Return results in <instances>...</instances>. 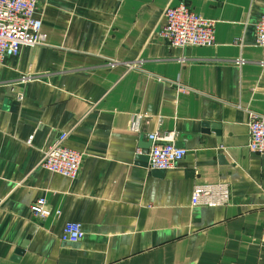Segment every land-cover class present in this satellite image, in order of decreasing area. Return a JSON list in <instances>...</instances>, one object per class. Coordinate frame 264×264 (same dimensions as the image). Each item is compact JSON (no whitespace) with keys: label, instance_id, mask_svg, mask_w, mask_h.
I'll use <instances>...</instances> for the list:
<instances>
[{"label":"crops","instance_id":"crops-1","mask_svg":"<svg viewBox=\"0 0 264 264\" xmlns=\"http://www.w3.org/2000/svg\"><path fill=\"white\" fill-rule=\"evenodd\" d=\"M183 2L217 22L215 46L162 38ZM263 15L264 0H38L46 45L0 64V264H264V155L248 148L264 117ZM158 129L186 150L168 171L148 169ZM62 133L85 156L76 179L39 167ZM219 182L228 205L192 206L196 185ZM67 222L82 240H61Z\"/></svg>","mask_w":264,"mask_h":264},{"label":"built area","instance_id":"built-area-1","mask_svg":"<svg viewBox=\"0 0 264 264\" xmlns=\"http://www.w3.org/2000/svg\"><path fill=\"white\" fill-rule=\"evenodd\" d=\"M38 0H0V64L7 58L17 56L23 46H44L47 34L43 30L42 21L35 17ZM165 24L161 31L164 40L174 48L191 46L213 47L216 45L217 22L192 11L183 2L176 7H167L164 11ZM256 44L264 48V15L255 25ZM240 44V40L235 41ZM118 62H109L114 68ZM128 70L140 71L145 61L137 59L122 62ZM245 60H235L236 66L246 65ZM264 67V64H262ZM34 79L32 76L22 78L21 83ZM24 96L18 93L17 100ZM141 116L135 115L134 125L137 126ZM248 148L252 152L264 155V117L253 116L250 122ZM68 133H62L55 142L44 152L39 167L53 173L76 179L81 171L84 153L66 145ZM152 146L148 153V169L150 171H168L173 169L186 156V150L175 144V133L156 130L148 134ZM31 141V140H30ZM29 141V143H30ZM230 187L227 183L198 184L194 187L192 206L222 207L230 202ZM32 216L39 223L44 222L51 214L46 198H39L31 206ZM57 215L61 212L57 210ZM84 237L82 224L67 222L64 226L61 240L76 243Z\"/></svg>","mask_w":264,"mask_h":264},{"label":"water","instance_id":"water-1","mask_svg":"<svg viewBox=\"0 0 264 264\" xmlns=\"http://www.w3.org/2000/svg\"><path fill=\"white\" fill-rule=\"evenodd\" d=\"M151 142V144H152V141H150ZM147 153L146 152H144V155H146ZM143 158H144V156H143ZM19 253H21L20 251H19Z\"/></svg>","mask_w":264,"mask_h":264}]
</instances>
